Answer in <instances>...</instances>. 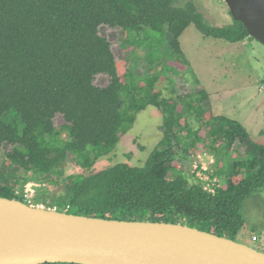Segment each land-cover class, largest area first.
I'll return each instance as SVG.
<instances>
[{
  "label": "trees",
  "instance_id": "16d2710c",
  "mask_svg": "<svg viewBox=\"0 0 264 264\" xmlns=\"http://www.w3.org/2000/svg\"><path fill=\"white\" fill-rule=\"evenodd\" d=\"M190 24L205 37L228 42L252 38L233 18L225 26L208 25L192 1L0 0V146H10L4 154L7 165L0 166V197L24 201L25 192L9 183L8 173L18 168L25 174L22 182L41 177L62 183L50 199L36 197L33 204L88 217L180 223L239 242L236 237L245 225L243 201L264 186V144L239 122L201 112V103L209 99L203 88L187 94L174 88L175 96L161 97L156 84L164 68L152 71L143 84L129 83L131 93L123 99L128 73H120L109 40L99 33L102 25L167 33L177 56L167 66L187 70L179 37ZM99 74L108 77L106 85L94 83ZM149 105L162 113V138L143 165L120 162L91 171ZM58 114L65 139L54 125ZM191 114L205 116L200 129L189 125ZM185 128L187 148L203 140L202 129L219 156L235 143L244 147L242 157L231 158L229 174L219 156L216 170L206 171L223 179L214 192L184 171L168 177L177 168L174 147L183 145ZM71 157L89 173L65 175Z\"/></svg>",
  "mask_w": 264,
  "mask_h": 264
},
{
  "label": "rangeland",
  "instance_id": "374dc122",
  "mask_svg": "<svg viewBox=\"0 0 264 264\" xmlns=\"http://www.w3.org/2000/svg\"><path fill=\"white\" fill-rule=\"evenodd\" d=\"M188 1L194 3L208 25L225 26L232 22V16L224 0H175V5H183ZM99 33L109 40L120 73L124 71L128 73L127 84L121 91L123 99H127L130 92L129 83L137 81L138 84L141 80L140 84H143V79L147 81L148 77L152 76L150 74L152 71L158 73L164 68L163 73H159L161 76L156 84L157 90L162 92L161 97L175 96L171 92L174 88L180 94L194 92L199 87L203 88L209 94V99L201 103V112L210 110L214 115H224L239 122L252 139L264 144V45L256 39L228 42L205 37L193 24H190L179 37L182 51L180 58L186 61V66H189L187 70H182L167 66L177 57L167 43L169 39L167 33L150 29L139 33L124 32L119 28L105 25L99 27ZM148 53L151 54L149 60ZM150 61L156 63L151 64ZM107 82L108 77L103 74L94 78V83L98 86H104ZM205 116L198 117L191 114L189 125L200 129ZM53 121L55 127L61 130L60 137L65 139L66 134L61 127L64 124L61 115H56ZM162 121L159 108L149 105L139 111L131 128L120 136L114 151L98 158L90 170L99 171L120 162L135 166L143 165L162 138ZM186 132L187 128L182 129L180 134L183 145L174 147L177 168L171 170L168 177L172 178L177 172L184 171L185 174L190 175L189 179H194V167L202 164L206 165V168L212 164L209 169L212 174L217 168L219 155L212 150L210 138L208 139L205 130L202 129L203 140L191 149L185 147L186 140L182 133ZM140 146L142 148H139ZM185 148H187L186 153ZM9 150L8 144L0 146V166L7 165L4 154ZM229 150L226 155L219 156L226 174L231 171V158L242 157L244 147L235 143ZM88 173L89 171L81 168L73 157L68 158L65 175ZM8 175L9 183L17 192L22 191L32 195V203L36 197L50 199L62 190V183L50 178L37 177V180L29 178L27 182H22L25 174L18 168H13ZM212 180L217 185L223 181L216 175ZM201 183L206 186L203 181ZM209 187H212L211 183ZM241 212L245 225L236 240L264 253V186L254 190L243 201Z\"/></svg>",
  "mask_w": 264,
  "mask_h": 264
},
{
  "label": "water",
  "instance_id": "95a60500",
  "mask_svg": "<svg viewBox=\"0 0 264 264\" xmlns=\"http://www.w3.org/2000/svg\"><path fill=\"white\" fill-rule=\"evenodd\" d=\"M264 45V0H224ZM264 264V253L180 223L88 217L0 197V264Z\"/></svg>",
  "mask_w": 264,
  "mask_h": 264
},
{
  "label": "built area",
  "instance_id": "2783aa9c",
  "mask_svg": "<svg viewBox=\"0 0 264 264\" xmlns=\"http://www.w3.org/2000/svg\"><path fill=\"white\" fill-rule=\"evenodd\" d=\"M205 155H206V153H205ZM199 158L201 159V157H199ZM211 161H213V160H211ZM211 165H208V168H206V165H203V164L195 166L194 167V172H195L194 178L196 177L198 180L206 183V186H203L204 189H206L210 192H214L213 186L216 185V183H215L216 179H214L215 181H213L212 180L213 177L211 178L209 175L210 173H206L207 170L209 171ZM210 183H211L212 187H209ZM31 196L32 195H30L28 193H24V201L23 202L26 203L27 205H31V206H43V207H45L43 204H33Z\"/></svg>",
  "mask_w": 264,
  "mask_h": 264
}]
</instances>
